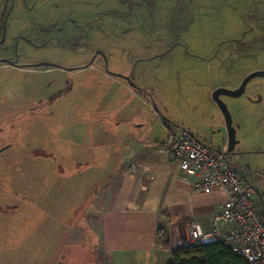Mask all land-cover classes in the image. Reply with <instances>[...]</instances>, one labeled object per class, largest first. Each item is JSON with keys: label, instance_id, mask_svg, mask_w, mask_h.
Instances as JSON below:
<instances>
[{"label": "rangeland", "instance_id": "obj_1", "mask_svg": "<svg viewBox=\"0 0 264 264\" xmlns=\"http://www.w3.org/2000/svg\"><path fill=\"white\" fill-rule=\"evenodd\" d=\"M257 70L264 0H0V264H102V186L167 125L221 149L211 93ZM222 99L264 198V77Z\"/></svg>", "mask_w": 264, "mask_h": 264}, {"label": "crops", "instance_id": "obj_2", "mask_svg": "<svg viewBox=\"0 0 264 264\" xmlns=\"http://www.w3.org/2000/svg\"><path fill=\"white\" fill-rule=\"evenodd\" d=\"M166 128L167 138L162 142L155 137L145 138V146L133 150L128 163L92 200L93 213L87 215L84 223L100 228L102 264H170L176 238L187 234L189 224L208 235L214 212L227 200L223 193L196 192L197 179L183 174L166 152V145L185 129L171 130L170 125ZM191 132L202 139L198 132ZM226 158L233 163L232 157ZM240 174L254 187L252 177L247 175H251L250 170ZM254 200L264 211L263 196H255ZM160 227L168 231L171 250L162 249L157 243Z\"/></svg>", "mask_w": 264, "mask_h": 264}, {"label": "built area", "instance_id": "obj_3", "mask_svg": "<svg viewBox=\"0 0 264 264\" xmlns=\"http://www.w3.org/2000/svg\"><path fill=\"white\" fill-rule=\"evenodd\" d=\"M166 152L183 174L197 179L196 192L223 193L227 197L224 205L214 212L208 235H202L194 224H189L186 236L176 238L175 247L220 241L250 264H264V211L255 203V189L238 167L187 130L174 136L166 145ZM230 224L234 227L226 229Z\"/></svg>", "mask_w": 264, "mask_h": 264}, {"label": "trees", "instance_id": "obj_4", "mask_svg": "<svg viewBox=\"0 0 264 264\" xmlns=\"http://www.w3.org/2000/svg\"><path fill=\"white\" fill-rule=\"evenodd\" d=\"M158 245L165 250H171L172 245L165 227H160L156 233ZM170 264H250L245 258L235 254L220 241L205 245L187 246L172 249Z\"/></svg>", "mask_w": 264, "mask_h": 264}, {"label": "water", "instance_id": "obj_5", "mask_svg": "<svg viewBox=\"0 0 264 264\" xmlns=\"http://www.w3.org/2000/svg\"><path fill=\"white\" fill-rule=\"evenodd\" d=\"M259 76L264 77V70H257V71L250 73L243 79V81L235 89H227L224 87H218L212 91L211 98L219 110V119L222 122V126H223V129L218 128L219 129L218 131L219 132L222 131V133L225 135V142L223 143V147L221 149L217 150L211 147L208 143H206L205 141H203L202 139H200L199 137H197L190 131L189 132L194 137L198 138L200 141L209 145L213 150L217 151L218 153L223 154V156L229 158L235 155L236 154L235 148L237 144L240 143L239 140H237L236 133H238L239 129L241 128V124H237V122L233 120L232 114L230 113L222 97L223 96H228L231 98L242 97L245 94L248 83L253 78H256ZM247 100L252 103H255L251 98L247 97Z\"/></svg>", "mask_w": 264, "mask_h": 264}]
</instances>
